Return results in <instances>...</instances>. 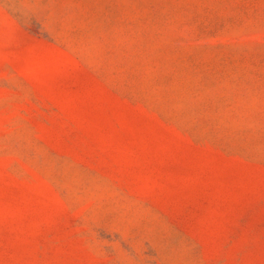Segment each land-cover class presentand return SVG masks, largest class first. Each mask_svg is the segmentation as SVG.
<instances>
[{"label":"rangeland","instance_id":"1","mask_svg":"<svg viewBox=\"0 0 264 264\" xmlns=\"http://www.w3.org/2000/svg\"><path fill=\"white\" fill-rule=\"evenodd\" d=\"M0 264H264V0H0Z\"/></svg>","mask_w":264,"mask_h":264}]
</instances>
